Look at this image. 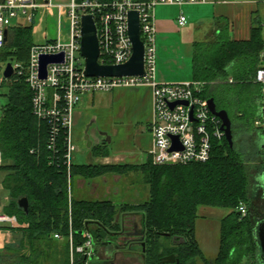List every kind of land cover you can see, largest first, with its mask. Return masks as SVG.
I'll use <instances>...</instances> for the list:
<instances>
[{
    "label": "trees",
    "instance_id": "1",
    "mask_svg": "<svg viewBox=\"0 0 264 264\" xmlns=\"http://www.w3.org/2000/svg\"><path fill=\"white\" fill-rule=\"evenodd\" d=\"M214 29L213 39L192 45V81L202 83V97L212 98L216 109L228 114L232 147L224 137L212 141L210 158L204 163H144L136 170L144 175L148 197L138 205L70 198L63 135L57 138L55 150H49L47 125L32 112V92L25 76L14 73L3 79L0 88L6 90V103L0 114V196L3 211L15 216L21 227L13 231V242L0 251V264H70L69 220L73 246L83 243L85 232L93 241L103 243L109 232L121 230L115 222L116 207L120 212L144 215V264H162L169 255L178 260L175 264L255 263L260 255L255 235L258 217L249 216L248 205L256 198L251 181L261 178L264 162L260 133L254 126L259 117L260 88L253 81L264 50L261 22L250 18L245 39L233 38L227 23L222 26L219 21ZM32 30L33 22L8 29L0 49V71L7 63L25 67L34 45ZM225 93L233 98L226 99ZM130 171L129 165L73 164L69 179L71 183L73 177L91 180ZM22 198L27 200V213L18 207ZM240 204L246 206L244 217L238 212ZM199 207L229 211L220 221L218 252L211 261L195 240ZM54 234L61 239L55 240ZM112 240V247L123 246L117 236ZM82 262L83 258L74 256V264Z\"/></svg>",
    "mask_w": 264,
    "mask_h": 264
},
{
    "label": "built area",
    "instance_id": "2",
    "mask_svg": "<svg viewBox=\"0 0 264 264\" xmlns=\"http://www.w3.org/2000/svg\"><path fill=\"white\" fill-rule=\"evenodd\" d=\"M214 0H70L66 7L54 6L51 0H0V49L4 45V32L12 27L34 23L39 9H56L57 35L43 44L33 45L29 51L25 67L11 63L14 73L24 75L32 92V112L39 122H45L48 129L47 148L54 151L57 138L62 134L64 143V165L68 174L70 193V168L74 164L77 150L73 140V114L75 108L86 95L96 92H112L125 88H148L150 90L151 118L149 133L151 146L147 152L155 166L189 165L204 163L210 158L212 141L224 138L221 121L208 107V99L202 97L204 85L200 82L158 84L154 77L155 51L153 10L157 5L181 7L184 4H207ZM139 14L140 38L144 46V70L142 77H87L85 62L80 52L81 17L91 15L96 28L99 45L100 65H119L127 62L132 55V45L128 38L127 14ZM64 18L68 30L61 31ZM185 18L179 16L178 26L185 25ZM264 43V21L261 23ZM62 55L60 63L46 66L45 79L39 78V58L41 56ZM261 65L256 69L253 81L260 88L259 117L254 121L264 146V50L260 56ZM4 67L0 71V81ZM231 82V80H230ZM177 139L176 141L174 139ZM178 145L179 149H173ZM263 157H264V148ZM2 157L0 152V165ZM264 172V162H263ZM1 191V189H0ZM70 196V195H69ZM0 196V251L13 242V231L21 224L13 215L3 211ZM239 214L246 215V206L240 204ZM69 220V263L74 264V256L83 258L88 264L90 258L96 260L100 242L93 241L84 233L82 244L73 246ZM55 240H60L54 234Z\"/></svg>",
    "mask_w": 264,
    "mask_h": 264
},
{
    "label": "rangeland",
    "instance_id": "3",
    "mask_svg": "<svg viewBox=\"0 0 264 264\" xmlns=\"http://www.w3.org/2000/svg\"><path fill=\"white\" fill-rule=\"evenodd\" d=\"M214 1L207 4H184L181 7L157 5L154 8V22L162 19H169L173 22L170 32H155L154 34V77L156 83L191 82L192 45L194 42L210 41V34L219 21L222 26L225 23L231 26L235 34L239 32L240 39L247 37L251 17L261 23L264 21V0ZM51 2L54 6L66 7L70 0H51ZM179 16L185 18L186 22L183 27L178 26L177 19ZM21 23L29 25L24 20ZM67 30V23L63 18L61 20L63 36ZM32 31V41L35 45L55 39L57 35L56 9H39L34 19ZM2 81H0V87ZM5 95L6 90L0 88V114L6 103ZM231 97L233 98V95L225 93L226 99H231ZM78 106L85 110L87 118L81 119L79 126L75 127L76 118L73 114V140L78 139L80 141L74 158L78 155H87V152H84L86 146L83 142V131L85 126L93 120V128L108 132L107 136L112 140L109 145L111 155H108L111 158L107 163L109 165H129L132 167V171L125 176L123 175L122 178L114 173H107L103 176L107 181L106 183H104L103 177L91 180L73 177L70 184V198L82 201L108 200L117 206L142 204L148 197V185L144 175L136 169L150 161L147 156L151 146L149 133L150 90L141 87L117 89L112 92H96L86 95ZM83 124L84 128H82ZM94 139L96 140L95 137ZM234 144L238 149L239 143L235 141ZM241 146L242 149L245 148L244 144ZM94 156L96 158L93 156L92 158L97 160V157H102V154ZM250 171L253 173L252 170ZM112 177L119 179V181L114 182ZM77 182L79 183L77 184ZM251 184H253L252 181ZM261 192V189L260 192L257 191L255 200L248 205L249 216L252 219L255 215L258 217L255 227L257 223L264 220V200L261 198ZM116 210V215H121L118 207ZM228 212L226 209L219 208H198V218L194 228L195 240L199 244L203 256L209 261L217 255L220 221ZM117 257L118 261H122L124 253L117 254ZM132 263L143 264L139 258H136V262L128 263L127 261V264Z\"/></svg>",
    "mask_w": 264,
    "mask_h": 264
},
{
    "label": "water",
    "instance_id": "4",
    "mask_svg": "<svg viewBox=\"0 0 264 264\" xmlns=\"http://www.w3.org/2000/svg\"><path fill=\"white\" fill-rule=\"evenodd\" d=\"M127 25H128V38L132 45V55L129 60L123 64L119 65H100L98 63L99 57V45L98 39L96 35V28L94 25V21L91 15H83L81 17V40H80V52L81 56L85 62L84 74L87 77H142L145 75L144 70V46L143 42L140 38V27H139V14L137 11H129L127 14ZM7 31L4 32V42L6 41ZM62 55H51V56H41L39 58V78L45 79L46 75V66L52 63H60L62 62ZM14 75V70L11 63H7L3 70V78L5 80L10 79ZM210 112L216 116L221 121V129L224 132V136L229 146L232 147V134H231V122L228 117V114L224 110H217L214 100L212 98L207 101ZM90 123L85 131L83 140L86 142V148L90 146V139L88 135V128L91 126ZM106 136V143L110 142V138L106 133L102 134ZM177 140L176 138L174 139ZM264 146H262V149ZM173 149H179L178 145H174ZM262 181V191L264 194V174L261 176ZM18 207L24 212L27 213L28 203L26 198H22L17 202ZM142 216V231H141V239H144L145 236V221L144 215ZM120 215H116L115 222L118 223L120 221ZM121 231L116 233L115 235L119 236L124 231L123 225H120ZM255 235L259 248V258L261 260V264H264V220L257 224L255 229ZM145 244L142 243V251L144 252ZM127 247V245H125ZM111 250L113 252L111 253ZM115 250H118V247L113 246L111 249H103L102 251L99 249L98 254L96 256V260L92 261V257L90 258V262L88 264H103L113 257V253ZM162 264H175L178 263L174 255H169L162 259ZM79 264H84L79 263Z\"/></svg>",
    "mask_w": 264,
    "mask_h": 264
},
{
    "label": "flooded vegetation",
    "instance_id": "5",
    "mask_svg": "<svg viewBox=\"0 0 264 264\" xmlns=\"http://www.w3.org/2000/svg\"><path fill=\"white\" fill-rule=\"evenodd\" d=\"M91 126H89L88 128V135H89V139L91 141L89 148H86L87 151L91 152L93 155L98 156L99 154H104L106 153L105 157L108 155H111V151L109 148V145L111 144L112 140L110 139L109 143H106V136H103V133L107 132L105 131H101L97 128H93V123L94 121H90L84 128V131L86 129V127L90 124ZM84 131H83V136H84ZM91 133V134H90ZM93 134V136H92ZM93 137V138H91ZM94 137L96 138V140L94 139ZM84 138V137H83ZM84 142V145L86 146V142ZM103 158V156H102ZM125 165V164H124ZM130 173V172H128ZM126 173V174H128ZM126 174H115L118 175L120 178H122V176L126 175ZM260 176H262L264 174L263 172V167L262 170L260 172ZM105 179V178H104ZM113 181H119V179L112 177ZM106 181V179H105ZM253 187L255 190V193L258 191L260 192V189L262 190V181L261 179H254L253 180ZM107 192H109L108 189H106ZM261 198L262 200H264V194L263 191L261 192ZM127 205V204H126ZM130 205V204H129ZM141 212L138 211H129V212H121L120 215V221L118 222L119 225H123V229L124 231L121 233V235L117 236L118 238H120L122 240L123 246H120L118 250H115V252L113 253V257L110 259H107V261H100V262H105L103 264H127L131 263V262H136V258H139L143 264H144V260H143V251L141 252V244L144 243L145 244V236L144 239L142 240L141 238V231H142V216H141ZM121 231V230H120ZM119 231L116 232H109V234H111L108 238L107 241H103V243H99L100 247L99 249L102 251L103 249L108 247H112V242H113V238H115V234L118 233ZM125 245H127V247H125ZM119 253H124V258L122 261H118L117 260V254ZM116 254V255H115ZM133 264V263H132ZM254 264H261V260L259 257H257L256 261Z\"/></svg>",
    "mask_w": 264,
    "mask_h": 264
},
{
    "label": "crops",
    "instance_id": "6",
    "mask_svg": "<svg viewBox=\"0 0 264 264\" xmlns=\"http://www.w3.org/2000/svg\"><path fill=\"white\" fill-rule=\"evenodd\" d=\"M172 25H173V22L171 20H169V19L158 20V21L154 22L155 32H164V33L170 32L172 30ZM214 32H215V29H213L212 33L210 34L211 35L210 36L211 39H213ZM230 35L233 38L238 39L240 34H239V32L235 34L234 30L230 26ZM247 37H248V35H247ZM247 37H245V38H247ZM74 115H75V118H76V120H75V127H78L79 126L80 121H82L81 119H86L87 118L86 117V112H85V110L81 106H77L75 108ZM82 128H84V124H83V127ZM260 137H261V135H260ZM81 140H82V134H81ZM74 142L76 144V147H78L80 141L78 139H76V141H75V139H74ZM259 146H260V150H262V146H263L262 137H261V140L259 142ZM84 152H87V155H78V156H75V158H74V164H76V165H90V164L109 165V163H107V161L108 160L110 161L111 156L110 157L109 156H106V157L104 156L103 158L100 157V156H98L97 157V160H95V159L92 158V156L94 158H96V157L91 152H89L87 150H85ZM262 152H263V150H262ZM104 178L105 177H103V179ZM106 182L107 181H105V179H104V183H106ZM78 183L79 182H77V184Z\"/></svg>",
    "mask_w": 264,
    "mask_h": 264
}]
</instances>
